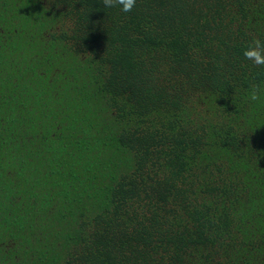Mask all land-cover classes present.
I'll list each match as a JSON object with an SVG mask.
<instances>
[{
	"label": "trees",
	"instance_id": "1",
	"mask_svg": "<svg viewBox=\"0 0 264 264\" xmlns=\"http://www.w3.org/2000/svg\"><path fill=\"white\" fill-rule=\"evenodd\" d=\"M254 37L264 0H0V264H264Z\"/></svg>",
	"mask_w": 264,
	"mask_h": 264
},
{
	"label": "clouds",
	"instance_id": "2",
	"mask_svg": "<svg viewBox=\"0 0 264 264\" xmlns=\"http://www.w3.org/2000/svg\"><path fill=\"white\" fill-rule=\"evenodd\" d=\"M106 7L120 6L121 11L127 13L132 11L136 4V0H103ZM245 59L251 61L254 65L264 66V41L259 38H253L252 42L244 50ZM261 89L258 86H253L250 93V100L256 101L260 98Z\"/></svg>",
	"mask_w": 264,
	"mask_h": 264
}]
</instances>
